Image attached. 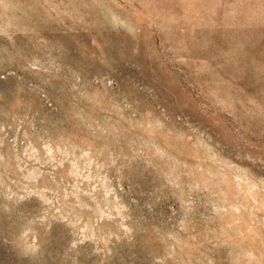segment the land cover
<instances>
[{"label":"rangeland","instance_id":"rangeland-1","mask_svg":"<svg viewBox=\"0 0 264 264\" xmlns=\"http://www.w3.org/2000/svg\"><path fill=\"white\" fill-rule=\"evenodd\" d=\"M0 264H264V0H0Z\"/></svg>","mask_w":264,"mask_h":264}]
</instances>
